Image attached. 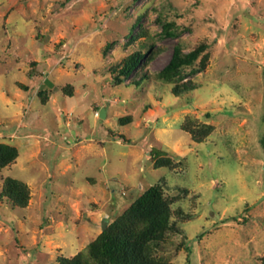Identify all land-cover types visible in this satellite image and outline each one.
I'll use <instances>...</instances> for the list:
<instances>
[{"label":"rangeland","instance_id":"obj_1","mask_svg":"<svg viewBox=\"0 0 264 264\" xmlns=\"http://www.w3.org/2000/svg\"><path fill=\"white\" fill-rule=\"evenodd\" d=\"M201 44L204 70L160 78ZM0 144L18 150L0 169V264L75 257L154 185L174 226L158 258L262 264L264 0H0Z\"/></svg>","mask_w":264,"mask_h":264},{"label":"trees","instance_id":"obj_2","mask_svg":"<svg viewBox=\"0 0 264 264\" xmlns=\"http://www.w3.org/2000/svg\"><path fill=\"white\" fill-rule=\"evenodd\" d=\"M166 34L172 36L169 30ZM208 49L207 44H201L185 54L180 46H176L171 61L160 73V78L173 80L180 75L183 68L192 67L198 61L199 69L204 70L208 60ZM140 63L139 54L131 56L125 61L121 74L130 77ZM191 89L193 87L186 84L176 85L173 92L179 96L183 91ZM17 158L18 150L15 147L0 144V169L8 167ZM172 163L169 158H160L157 167H168ZM3 196L17 207L25 208L29 201L28 187L18 180L7 178L3 187ZM171 217L169 199L160 185H154L86 249L73 258H60L59 264H169L158 258L156 252L164 244L167 233L174 230Z\"/></svg>","mask_w":264,"mask_h":264},{"label":"water","instance_id":"obj_3","mask_svg":"<svg viewBox=\"0 0 264 264\" xmlns=\"http://www.w3.org/2000/svg\"><path fill=\"white\" fill-rule=\"evenodd\" d=\"M100 118L101 119H105L106 118V111L104 109L100 112ZM104 230H106V223H104V226H103V231Z\"/></svg>","mask_w":264,"mask_h":264}]
</instances>
